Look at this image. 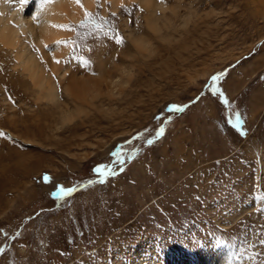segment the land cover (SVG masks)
<instances>
[{
    "label": "rangeland",
    "instance_id": "374dc122",
    "mask_svg": "<svg viewBox=\"0 0 264 264\" xmlns=\"http://www.w3.org/2000/svg\"><path fill=\"white\" fill-rule=\"evenodd\" d=\"M42 1L0 0V264H264V0Z\"/></svg>",
    "mask_w": 264,
    "mask_h": 264
},
{
    "label": "bare ground",
    "instance_id": "6f19581e",
    "mask_svg": "<svg viewBox=\"0 0 264 264\" xmlns=\"http://www.w3.org/2000/svg\"><path fill=\"white\" fill-rule=\"evenodd\" d=\"M113 3L119 2L120 0H111ZM121 1H127L128 0H121ZM139 1L140 3L146 5L148 7L149 12H152V15L154 16L153 20L154 22L158 23L160 19H164V16H159L157 14V11L160 10L163 14L164 12L169 8L167 6V3L165 2H161V0H136ZM174 1L177 6L182 4V3H188V0H172ZM85 6H92V0H83ZM175 4V5H176ZM78 4H76L75 0H47V1H42L41 7H40V24L36 27V30L33 31L37 36V40H40V42L44 41V40H50L51 38L53 39V37H55L57 34H59L60 27H59V20L58 19H64L67 16H71V19L75 17L74 15V11L77 13V7ZM80 8V7H79ZM92 8V7H91ZM77 10V11H76ZM80 11V10H79ZM3 14V13H2ZM4 17L0 15V37L1 39L7 43L8 45H11L13 47H17V53L18 56L22 57L25 61V65L26 67H28L32 73V76L34 77V80L37 77L40 78V72L38 71V67L36 68V62L33 59L32 56L30 55H25L24 52V46L23 44L20 42V39L18 37V28H11L6 21L1 22V20ZM78 18V17H76ZM75 18V20H76ZM14 19L16 21L21 22V26L24 24L23 22V18L21 16H15ZM26 20V19H25ZM74 20V19H73ZM30 21V18H29ZM27 24H29L28 21H25ZM156 25V24H155ZM154 25V26H155ZM22 28H25L24 25L22 26ZM32 30L33 28L35 29V27H31ZM57 35V36H58ZM139 43V42H138ZM142 42H140L141 44ZM124 71V70H123ZM109 78V77H108ZM107 79V78H105ZM109 80V79H107ZM77 81L76 86H78L79 88H85V87H89L92 85V83L88 80H84V79H78V80H74ZM69 85V84H68ZM48 93H50V98H53L56 102H58V96L57 93L55 92V88L54 85L51 83L48 85ZM92 87V86H91ZM65 89L67 91V94L70 93L68 86H65ZM73 94V93H72ZM71 95V93H70ZM56 108L59 111L60 115L62 116V120L64 119L69 120L72 116L71 110L69 107H67L65 105L64 108L60 107L59 104L56 103ZM49 188V187H47Z\"/></svg>",
    "mask_w": 264,
    "mask_h": 264
},
{
    "label": "snow or ice",
    "instance_id": "6c2138e0",
    "mask_svg": "<svg viewBox=\"0 0 264 264\" xmlns=\"http://www.w3.org/2000/svg\"><path fill=\"white\" fill-rule=\"evenodd\" d=\"M77 2H79V0H77ZM86 15H87V13H86ZM119 42V41H118ZM68 191H71V189H68Z\"/></svg>",
    "mask_w": 264,
    "mask_h": 264
}]
</instances>
